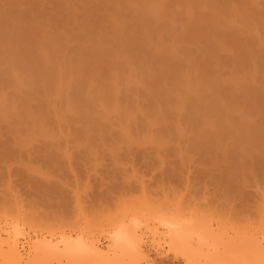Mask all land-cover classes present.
Listing matches in <instances>:
<instances>
[{
	"label": "rangeland",
	"instance_id": "rangeland-1",
	"mask_svg": "<svg viewBox=\"0 0 264 264\" xmlns=\"http://www.w3.org/2000/svg\"><path fill=\"white\" fill-rule=\"evenodd\" d=\"M0 35V264H208L204 224L264 240V157L234 147L243 123L264 142V0H0Z\"/></svg>",
	"mask_w": 264,
	"mask_h": 264
},
{
	"label": "bare ground",
	"instance_id": "bare-ground-1",
	"mask_svg": "<svg viewBox=\"0 0 264 264\" xmlns=\"http://www.w3.org/2000/svg\"><path fill=\"white\" fill-rule=\"evenodd\" d=\"M203 1H204V0H203ZM205 2H206V1H205ZM148 3H149V2H148ZM196 3H198V2H196ZM199 3H201V2H199ZM205 4H206V3H205ZM148 5H149V4H148ZM150 5H151V4H150ZM203 5H204V4H203ZM151 6H152V5H151ZM149 7H150V6H149ZM14 25H15V24H14ZM15 26H16V25H15ZM11 28H12V27H11ZM12 30H13V29H12ZM4 35H5V34H4ZM4 35H2V37H1V35H0V37L2 38L1 40H3V38H4L3 36H4ZM8 35H9V34H8ZM8 35H7V34L5 35V38H4L5 40H8V39L6 38V36L8 37ZM17 36H18V35H17ZM19 36H20V35H19ZM19 36H18V38H21V37H19ZM22 37H23V36H22ZM27 37H28V36H27ZM12 38L14 39V37H12ZM12 38H11V39H12ZM30 38H31V37H30ZM30 38H29V39H30ZM34 38H35V36H34ZM31 39H32V38H31ZM5 40H3V41H5ZM9 40H10V39H9ZM21 40H22V39H21ZM25 40H27L26 37H25ZM5 42H7V41H5ZM12 42H13V41H12ZM17 42H20V41H17ZM0 43H1V42H0ZM8 43H9V42H8ZM14 43H15V40H14ZM26 43H27V42H26ZM30 43H31V41H30ZM30 43H29V45H30ZM2 44H3V43H2ZM4 44H5V43H4ZM6 45H7V43H6ZM6 47H7V46H6ZM8 47H9V45H8ZM8 47H7V48H8ZM11 47H12V46H11ZM8 49H9V48H8ZM10 49H11V48H10ZM5 50H7V49H5ZM8 51H9V50H8ZM12 51H14L13 48H12ZM27 51L29 52V50H27ZM6 53H7V55L9 54V52H6ZM6 53H5V54H6ZM29 53H30V52H29ZM3 56H4V54H3ZM27 56H28V55H27ZM93 57H94V56H93ZM93 57H92V58H93ZM98 57H100V56H98ZM89 58H90V57H89ZM94 58H95V57H94ZM94 58H93L92 60L95 61L96 63H95V62L93 63V62L91 61L92 63H91L90 65L93 64V66H94V64L97 65V64L99 63V61H98V62L96 61V60H97V56H96V60H94ZM79 59H80V58H79ZM87 59H88V58H87ZM87 59H86V60H87ZM20 60H21V59H20ZM20 60H19V61H20ZM24 60H25V59H24ZM24 60L22 59L21 61H24ZM90 60H91V59H90ZM90 60H88V61H90ZM98 60H100V62H102V61H101L102 59L99 58ZM21 61H20V63H18V66H19V64H20V66H19L20 69H21ZM82 61L84 62L85 60H82ZM103 61H104V60H103ZM45 62H46V61H45ZM78 62H79V61H78ZM34 63H35V62H34ZM48 63H49V61H48ZM102 63H105V62H102ZM102 63H100L99 65H102ZM22 64H25V62L22 63ZM41 64H42V63H41ZM44 64H45V63H44ZM44 64H42V65H44ZM49 64H50V63H49ZM80 64L83 65L82 63H79V65H80ZM207 64H208V63H207ZM25 65H26V64H25ZM27 65L29 66L28 63H27ZM30 65H31V64H30ZM38 65H39V64H38ZM38 65H35V66H38ZM77 65H78V64H77ZM77 65H75V66L78 67L79 65H78V66H77ZM99 65H97V66H99ZM28 66H25V67L23 66V69H22V71H21V73H23V71L26 72V73H24V75L26 74L27 77H28V75H30L29 77H31L32 75H35V73L38 74V75L36 74L37 76L35 75L36 77L34 76L35 78H37V77L40 78L41 76H42V77L45 76V74H43L42 72H39V73L41 74V76H39L40 74H39L38 71L36 70L37 68H35V66H34V67H33L32 65H31V67H30V66L28 67ZM47 66H48V65H47ZM102 66H103V65H102ZM76 67H75V69H76ZM80 67H81V66H80ZM85 67H86L85 64H84V67H81V68H83V71H84V69L86 70V69L88 68L87 70H89V69L91 68V66H90V68H89V67L85 68ZM94 67H96V66H94ZM104 67H105V65H104ZM5 68H6V67H5ZM7 68H9V67H7ZM24 68H26V70H25ZM28 68H29L30 71H31V68H32V69L34 68L33 71H34V70H36V71H34V72L31 71V72H32V74H31V73L29 72V70H27ZM92 68H93V67H92ZM97 68H98V67H97ZM73 69H74V68H73ZM75 69H74V70H75ZM93 69L96 70V68H93ZM101 69H103V67H102ZM17 70H18V69H17ZM74 70L72 71V69H71V70H70L71 72H68V73H70L69 75H71V73H72V75H74V74H73V73H75ZM103 70H105V69H103ZM108 70H109V68H108ZM173 70H174V68H173ZM49 71H50V70H49ZM51 71L54 72L53 70H51ZM76 71H77V70H76ZM78 71H79L80 73H79ZM78 71H77V73H75V74L81 76V72L83 73L82 69H81V71H80V70H78ZM89 71H90V70H89ZM99 71H101V70H99ZM106 71H107V70H106ZM106 71H105V72H106ZM4 72H5V71H4ZM18 72H19V74H20V71H18ZM86 72H87V71H86ZM86 72H84V74H86L87 77L83 74V76H85V80H84V77H83V76L79 77V78H82V77H83V78H82L83 80H81L82 82H84V81L87 82L86 78H89V75H93L94 73H96V71L93 72L92 69H91L90 72H91V73L93 72V74H90V72H89V75H87L88 72H87V73H86ZM8 73L10 74V68H9V72H8ZM29 73H30V74H29ZM45 73H46V72H45ZM102 73H103V72L101 71V74H102ZM27 74H28V75H27ZM48 74H49V72H48ZM48 74H46V75H48ZM50 74H51V72H50ZM50 74H49V75H50ZM55 74H56V73H55ZM98 74H100V73H98ZM104 74H108V72H107V73H104ZM104 74H103V75H104ZM166 74H168V73H166ZM21 75H22V74H21ZM72 75H71V76H72ZM77 75H76V76H77ZM94 75H97V74H94ZM19 76H20V75H19ZM26 76H25V77H26ZM52 76L54 77V74H51V75H50V80H51V81L54 80V78L51 79ZM168 76H169V75H168ZM168 76H167V77H168ZM21 77H22V76H21ZM25 77H24V78H25ZM45 77H47V76H45ZM45 77H44V78H45ZM77 77H78V76H77ZM18 78H19V77H18ZM91 78H92V77H91ZM91 78H90V80H91ZM14 79H15V78H14ZM14 79H13V80H14ZM27 79H28V78H25L24 80L26 81ZM45 79H46V78H45ZM47 79H48V78H47ZM47 79H46V81H47ZM16 80H17V79H16ZM16 80H15V83H16ZM22 80H23V79H22ZM24 80H23V82H24ZM32 80L35 82L34 85H32L33 83H31V82H33V81H31V78H29V79L26 81L25 84H30L32 87L29 85V88H31V89L33 88L32 90L34 91V88H35V90H36V87H33V86L40 85L41 82H40V84H39V81H38V84L36 85V82H37V81L34 80V79H32ZM41 80H43V79L41 78ZM28 81H29L30 83H28ZM46 81H45V82H42V83H44V84H41V85H45L46 87H49V86L46 85L49 81H47V82H46ZM88 81H89V80H88ZM77 82H78V78H77ZM77 82H75V83H77ZM86 82H84L83 84H85ZM17 83H18V82H17ZM17 83H16V84H17ZM51 83H52V82H50V84H51ZM78 83H79V82H78ZM79 84H80V83H79ZM51 85H52V84H51ZM51 85H50V86H51ZM80 85H81V84H80ZM88 85H89V82H88ZM46 87L44 88L45 90L47 89ZM52 87H53V86H52ZM78 87H79V86H78ZM80 87H81V86H80ZM85 87H86V86H85ZM88 87H89V86H88ZM39 88H40V86L37 88L36 92H38V89H39ZM41 88H42V87H41ZM105 88H106V89H107V88H112V89H113V87H111V86H110V87H105ZM48 89H49V88H48ZM74 89H75V88H74ZM81 89H82V87H81ZM83 89H84V86H83ZM106 89H105V90H106ZM50 90H51V89H50ZM50 90H48L49 93H50ZM76 90H78V89H76ZM109 90L111 91V89H109ZM109 90H108V91H109ZM79 91H81V90H79ZM86 91H87V90H86ZM89 91H90V90H89ZM103 91H104V90H103ZM75 92H76V91H75ZM77 92H78V91H77ZM104 92H106V91H104ZM104 92H103L102 94H104ZM47 93H48V92H47ZM81 93H82V92H81ZM108 93L110 94L111 92H108ZM45 94H46V93H45ZM74 94H75V93H74ZM74 94H72V98L74 97ZM77 94H78V93H76V95H77ZM87 94H89V93L87 92ZM100 94H101V93H100ZM105 94L108 95L107 93H105ZM81 95H82V94H81ZM257 95H258V94H257ZM103 96H104V95H103ZM249 96H250V95H249ZM106 97L108 98V96H106ZM75 98L79 99L78 97H75ZM75 98H74V99H75ZM85 98H86V97H85ZM98 98H99V97H98ZM102 98H103V97H102ZM110 98H111V97H110ZM113 98H114V97H113ZM242 98H243V97H242ZM245 98L247 99L246 96H245ZM74 99H73V100H74ZM80 99H81V97H80ZM86 99H87V98H86ZM99 99H100V98H99ZM104 99H105V98H103L102 100H104ZM243 99H244V98H243ZM249 99H250V98H249ZM253 99H255V98H253ZM88 100H89V99H88ZM106 100H107V99H106ZM79 101H80V100H79ZM81 101H82V99H81ZM241 101H242V100H241ZM248 101H249V100H248ZM253 101H254V100H253ZM256 101H257V100H256ZM71 102H73V101H71ZM86 102H87V100H86ZM238 102H240V100H239ZM245 102H246V100H245ZM75 103H78V102H75ZM83 103H84V101H83ZM83 103H82V105H83ZM250 103H252V102H250ZM254 103H255V101H254ZM72 104H74V103H72ZM84 104H85V103H84ZM239 104H240V103H239ZM242 104H243V103H242ZM88 105H89V104H88ZM88 105H87V106H88ZM256 105H257V104H256ZM214 106H215V105H214ZM245 106H246V105H245ZM245 106H244V107H245ZM249 106H250V105H249ZM211 107H212V111H213V105H212ZM215 107H216V106H215ZM215 107H214V110L216 109ZM246 107H247V106H246ZM250 107H251V106H250ZM217 108H218V107H217ZM256 109H257V108H256ZM201 110H202V109H201ZM203 111H204V110H203ZM216 111H217V110H216ZM198 112L201 113L200 110H199ZM198 112H194V114H192V115L196 116L195 114L198 113ZM214 112H215V111H214ZM249 112H250V109H249ZM251 112H252V111H251ZM253 112H255V111H253ZM257 113H258V111H257ZM201 114H202V113H201ZM201 114H200V115H201ZM252 115H253V113H252ZM254 115H255V114H254ZM203 116L205 117V115H203ZM256 116H259V114L256 115ZM191 117H192V116H191ZM196 117H197V116H196ZM199 117H200V116H199ZM201 117H202V115H201ZM91 118H92V117H91ZM194 118H195V117H194ZM197 118H198V117H197ZM197 118H196V119H197ZM80 119H82L81 121H83V118L80 117ZM189 119H190V117H189L187 120H189ZM196 119H195V121H196ZM202 119H203V118H202ZM78 120H79V119H78ZM78 120H77V121H78ZM190 120H191V121H192V120L194 121V119H192V118H191ZM198 120H199V119H198ZM198 120H197V122L200 121V123L202 122V124L198 123L197 125L200 124V125H202L203 127L207 126V125L210 123V122H209V123L207 124L208 121L206 122L205 120H207V119H205V118H204L203 120H199V121H198ZM208 120H209V119H208ZM91 121H93V120H91ZM204 121H205L206 123H205ZM84 122H85V121H83V123H84ZM79 123H80V122H79ZM83 123H82V124H83ZM86 123H88L87 120H86ZM86 123H85V124H86ZM89 123H91L90 125H92V122H89ZM89 123L86 124L87 127L89 126ZM204 123H205V125H203ZM94 124H96V123H94ZM189 124H190V123H189ZM191 124H194V123L191 122ZM191 124H190V125H191ZM210 124H211V123H210ZM239 124H240V123H239ZM239 124H238V125H239ZM243 124H244V123H243ZM243 124H240V125L243 126ZM255 124H256V123H255ZM96 125H97V124H96ZM194 125H195V124H194ZM197 125H196V126H197ZM257 125H258V124H257ZM83 126H84V124H83ZM192 126H193V125H192ZM236 126H237V123H236L235 127H236ZM242 126H241V130H242V128H243L244 126H246V129H245L246 131L243 130L244 132H242V131L239 129V128H240V126H239V128H237V129H239L240 132H241L242 134L240 135V137L234 135V136L238 137V138H235V137H234V138L236 139V140L234 139V141L237 143L236 145H234V147H235V146L238 147V148L240 149V151H239L238 148H237V150H238L239 152H238V151L235 152L236 148H234V149L231 150V151H232V152L234 151L236 155L239 154L240 156L242 155V157H245L244 155H247V157H248V156H251V153H252L251 150H252V148H255V149H258V152H259V153L257 152V153H258L257 156H258V157H264V144H263L264 142L262 141V138H261L262 134H260V133H261L260 130L257 128V129L254 131L252 128L255 129L257 126L251 125V126H253V127H248V128H251V129H248V131L250 132V133H249V132L247 131L248 123H247L246 125H244L243 127H242ZM249 126H250V125H249ZM90 127H91V128L93 127L94 129L96 128V127H94V126H90ZM97 127H98V125H97ZM237 127H238V126H237ZM88 128H89V127H88ZM217 128H220V125H219ZM222 128H223V126H222L221 129L219 130L220 133H221V130H222V132H223V129H225V131H226V129H227V128H225V127H224L223 129H222ZM81 129L86 130L87 128H85V129H84V128H81ZM228 129H229V128H228ZM228 129H227V131H228ZM237 129H236V130H237ZM83 130H81V131H83ZM90 130L93 132L92 129H89L88 132H90ZM251 130H253L254 132L251 131ZM77 131H78V130H77ZM227 131H226V132H227ZM84 132H85V131H83V133H84ZM86 132H87V131H86ZM217 132H218V131H217ZM226 132H225V133H226ZM236 132H237V135H238V131H236ZM240 132H239V133H240ZM246 132H247V133H246ZM200 133H201V131H200ZM206 133H207V131L205 132V135H206ZM230 133H231V132H230ZM248 133H249V134H248ZM80 134H81V133H80ZM89 134H90V133H89ZM202 134H203V133H202ZM207 134H208V133H207ZM222 134H223V133H222ZM231 134H232V133H231ZM231 134H230V136H229L230 138L233 136V135L231 136ZM85 135H86V134H85ZM199 135H200V134H198L197 136L199 137ZM203 135H204V134H203ZM203 135H202V136H203ZM205 135L203 136L202 140H204ZM208 135H209V136H210V135L212 136L213 133H212V134H208ZM215 135H216V134H215ZM219 135H221V134H219ZM225 135H226V136H225ZM228 135H229V132H228ZM228 135H227V134H224L225 139H226V137H227ZM83 136H84V134H83ZM86 136H87V135H86ZM211 136H210V137H211ZM213 136H214V135H213ZM198 137H196V138H198ZM214 137H215V136H214ZM218 137H220V136H218ZM194 138H195V137H194ZM194 138H193V139H194ZM199 138H201V136H200ZM208 138H209V137H207V139H208ZM263 138H264V136H263ZM211 139L213 140V142H215L214 139H216V138H214V139L211 138ZM222 139H224V138H222ZM225 139H224V141H225ZM231 139H232V138H231ZM197 140H199V141H197ZM202 140L200 141V139H196V140L194 139V142H195V141H196V143L199 142V144L197 143V144H198L197 146H199L200 144H202ZM208 140H210V138H209ZM208 140H207V141H208ZM212 140H210V142H212ZM220 140H221V139H220ZM220 140H219V141H220ZM263 140H264V139H263ZM205 141H206V138H205ZM205 141H204V142H205ZM222 141H223V140H222ZM222 141H221V142H222ZM261 141H262V142H261ZM208 142H209V141H208ZM213 142H212V146H213ZM221 142H220V143H221ZM196 143H193V144H196ZM217 143H218V142H217ZM203 144H204V147H209V146H207L208 144H207L206 142L203 143ZM203 144H202V145H203ZM205 144H206V145H205ZM209 144H210V143H209ZM215 144H216V143H215ZM222 144H223V143H221L220 146H221ZM202 145H201V146H202ZM217 145H218V144H217ZM192 146H193V145H192ZM194 146H195V145H194ZM201 146H200V148H201ZM204 147L201 148V149H204ZM210 147H211V146H210ZM213 147H214V148H213ZM213 147H212L213 149H216L215 147H217V146H213ZM232 147H233V146H232ZM194 148H196V146H195ZM200 148H198V150H199ZM218 148L220 149V152H222V151H221V148H222V147L220 148L219 145H218V147H217V149H216L215 151H218V150H219ZM206 149H208L209 151H208V150H203V151H205V152L208 151V153H210V149H209V148H206ZM222 150H223V148H222ZM226 150H227V149H226ZM226 150H225V151H226ZM213 151H214V150H212V152H213ZM231 151H230V152H231ZM248 151H250L251 153H249ZM228 152H229V151H227V155H228ZM240 152H241L242 154H241ZM247 153H248L249 155H248ZM214 154H215V153H214ZM224 154H225V153H224ZM224 154H223V155H224ZM235 154H234V155H235ZM223 155H222V156H223ZM236 155H235V156H236ZM219 156H220V155H219ZM235 156H234V157H235ZM220 157H221V156H220ZM220 157H219V158H220ZM229 157H231V159H232V161H233V154H232V153H230V156H229ZM229 157H226V154H225V158H228V159H229ZM236 157H238V159L236 158V160H242V159H243V158L240 159L239 156H236ZM258 157H257V158H258ZM224 160H225V159H224ZM236 160H235V163L238 162V161L236 162ZM225 161H226V160H225ZM229 161L231 162V160H229ZM227 162H228V161H227ZM260 162L263 163L264 160H263V161L260 160ZM232 163H233V162H232ZM232 163H231V164H232ZM225 164H227V163H225ZM228 164H230V163H228ZM256 164H257V162H256ZM258 164H259V163H258ZM232 165H233V164H232ZM241 165H243V164H241ZM228 166H229V165H228ZM235 166L238 167V165H235ZM235 166H234V167H235ZM243 166H245V165H243ZM243 166H240V168L243 167ZM224 167H225V166H224ZM237 167H235L234 170H236V171L238 172ZM230 168H231V167H230ZM238 168H239V167H238ZM240 168H239V170H240ZM243 168H244V167H243ZM223 169H224V168H223ZM227 169H228V168H227ZM227 169H226V170H227ZM231 170H233V168H231ZM234 170H233V171H234ZM227 171H229V169H228ZM230 173H231V172H230ZM232 173H233V172H232ZM235 173H236V172H235ZM226 174H228V172H227ZM226 174H225V175H226ZM234 175H235V174H233L232 176H234ZM223 176H224V175H223ZM226 176H227L226 178L229 177V175H226ZM224 177H225V176H224ZM220 178H221V177H220ZM228 179H229V178H228ZM223 180H224V179H223ZM225 180H226V179H225ZM206 215H207V214H206ZM204 216H205V215H204ZM186 219H187V218H186ZM192 219H193V218H192ZM205 219H206V218H205ZM190 220H191V219H190ZM194 220H195V219H194ZM187 221H188V220H187ZM191 221H192V220H191ZM198 221H199V219H198ZM204 221H205V220H204ZM208 221H209V220H208ZM193 222H194V221H193ZM198 223H199V222H198ZM198 223H197V225H198ZM206 223L209 224V222H206ZM190 224H191V223H190ZM190 224H189V225H190ZM220 224H221V223H219L218 225H220ZM181 225H183V226H182L183 229H188V228L185 227V224H180V227H181ZM189 225H188V226H189ZM201 225H202V224H201ZM188 226H187V227H188ZM190 226L193 227V228H195V227L197 228V226H196V225L194 226L193 224H191ZM190 226H189V227H190ZM205 226H206L205 224H204V227H202V228H201V226H200V227L198 226V227L200 228V231H201V230L203 231V233H202V231H201L202 234L200 233V231H199V233H198V235L200 234V238H201V235H202L203 237H206V236H207V237H208L207 240L209 239V240H211L212 244H216V246H219L223 241L220 240V239L218 240V237L215 235L216 233L213 234V232H211L212 229L209 228V227H210L209 225L206 226V228H208L209 231L205 228ZM224 226H225V225H224ZM224 226H222V227H224ZM196 228H195L194 230H197V231H198L199 229H196ZM204 228H205V229H204ZM220 228H221V227H220ZM227 228H228V227H227ZM170 229H171V231H174L173 228H170ZM183 229H182L181 231H179V233H182V235H183V231H184V232H185V231L189 232L188 230H183ZM191 229H192V228H190V231H191V232L193 231V233L195 234V231H194L193 229H192V230H191ZM132 230H133V229H132ZM204 230H205V232H204ZM133 231H135V230H133ZM176 231H177V230H176ZM206 231H207V232H206ZM224 232H225V231H224ZM193 233H192V236H193ZM205 233H206V234H209V235H206ZM218 233H219V232H218ZM230 233H231V232H230ZM184 234H185V233H184ZM210 234H211V235H210ZM224 234H225V233H224ZM134 235H135V234H134ZM180 235H181V234H180ZM187 235H188V233H186L184 236L186 237ZM189 235H190V232H189ZM195 235H197V233H196ZM212 235H213V236H212ZM250 235H251V234H250ZM250 235H249V236H246V235H245L244 237L240 238L241 240H237V241H240V242H237V243L234 242V240H233V243L230 242V240H232L233 238H232V239L229 238V239H230V240L228 239L229 242H228V241H227V242H223V245H220V246H221L220 248H222L221 251L224 253V254H222V255L226 256V258H223V256H222V257H221V256H220V257H218V256L215 257L213 251H214V248H216V247H214V245H212L211 242H210V246H208V247H210L209 250H212V249H213V251H211V252L209 253V254H211V256H210V255H209V256L207 255V256H208V257H207V258H208L207 263H208V264H230L229 262H226V259H227V260H231L230 258L228 259L227 256H229V257H231L232 259H234V262L237 261L239 264H264V245H263V244H264V242H263L264 240L261 239V240H262V241H261V240H259L258 238L253 237V236H250ZM214 236H215V237H214ZM185 237H184V239H188V236H187L186 238H185ZM194 237H195V236H194ZM216 237H217V238H216ZM224 237H225V235H223V238H224ZM191 238H192V237H191ZM210 238H211V239H210ZM236 238H238V237H236ZM262 238H263V237H262ZM136 239H137V240H136V243L139 244V241H140L139 238L136 237ZM198 239H199V238H198ZM198 239H196V240L198 241ZM215 239H216V240H215ZM263 239H264V238H263ZM189 240H190V239H189ZM201 240H202V239H201ZM203 240L206 241V238H205V239L203 238ZM224 240H225V239H224ZM187 241H188V240H187ZM219 241H220V242H219ZM195 242H196V241H195ZM202 242H203V241H202ZM213 242H214V243H213ZM215 242H216V243H215ZM217 242H218V245H217ZM199 243H201V242H199ZM235 243H236V244H235ZM13 244H14V243H13ZM88 244H89V243H88ZM138 244H137V245H138ZM224 244H225V247H224ZM237 244H238V245H237ZM14 245H15V244H14ZM14 245H12L14 248L11 246L12 248H10V250H8L9 253H10V255H11V257H9V258H10V260H12V262H11L12 264H13V263H14V264H19V263L21 262V259H22L23 257L19 260L20 257H19L18 254H17L18 250H17V252H16L15 249H16L17 247L15 248ZM93 245H95V244H91V246L89 245V247H88L87 249H85L86 247H84V248H80L79 251H80L81 253H84L83 250H85V252L88 254V256L91 257V258H89V259H92V258H95V257L103 256L104 254L101 253L100 251H98V249H96ZM96 245H97V244H96ZM202 245H203V243H202ZM235 245H236V246H235ZM86 246H88V245H86ZM139 246H140V245H139ZM198 246H200V244H199ZM222 246H223L224 248H223ZM208 247H206V248H208ZM211 247H212V249H211ZM213 247H214V248H213ZM187 248H188V246H187ZM204 248H205V247H204ZM216 249H217V248H216ZM81 250H82V251H81ZM191 250H192V249H191ZM223 250H224V251H223ZM215 251H218V250H215ZM215 251H214V252H215ZM99 252H100V253H99ZM225 252H226V253H225ZM227 252H228V255H227ZM9 253H8V254H9ZM229 253H230V254L232 253V254L229 255ZM84 254H85V253H84ZM102 254H103V255H102ZM212 254H213V255H212ZM215 254H216V252H215ZM217 254H218V253H217ZM225 254H226V255H225ZM85 255H86V254H85ZM232 255H233L234 257H232ZM104 257H105V256H104ZM11 258H12V259H11ZM103 259H105V258H103ZM103 259H102V261H104ZM221 259H222V260H221ZM97 260H98V259H97ZM100 260H101V259H100ZM100 260H98V261H100ZM232 261H233V260H232ZM237 262H236V263H237ZM205 263H206V262H205Z\"/></svg>",
	"mask_w": 264,
	"mask_h": 264
}]
</instances>
